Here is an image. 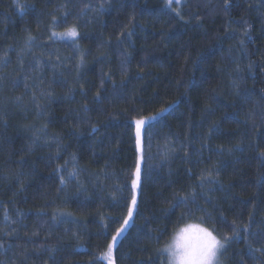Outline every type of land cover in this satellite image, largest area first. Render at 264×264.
I'll list each match as a JSON object with an SVG mask.
<instances>
[{"label":"trees","instance_id":"16d2710c","mask_svg":"<svg viewBox=\"0 0 264 264\" xmlns=\"http://www.w3.org/2000/svg\"><path fill=\"white\" fill-rule=\"evenodd\" d=\"M188 217L264 264V0H0V264H107L124 226L113 264H165Z\"/></svg>","mask_w":264,"mask_h":264},{"label":"clouds","instance_id":"9594fccd","mask_svg":"<svg viewBox=\"0 0 264 264\" xmlns=\"http://www.w3.org/2000/svg\"><path fill=\"white\" fill-rule=\"evenodd\" d=\"M223 240L202 219L176 223L159 246L165 264H218Z\"/></svg>","mask_w":264,"mask_h":264},{"label":"snow or ice","instance_id":"6c2138e0","mask_svg":"<svg viewBox=\"0 0 264 264\" xmlns=\"http://www.w3.org/2000/svg\"><path fill=\"white\" fill-rule=\"evenodd\" d=\"M169 4H171L172 0H168ZM53 35H57L56 33H53ZM61 36H68V37H75L78 35V32L72 28L69 29L67 32L60 34ZM33 38L29 37V42H31ZM161 111H165L164 109H161ZM145 124V120L144 119H139L135 121V128H136V143L137 145H141V130L143 128V125ZM143 162V155H142V148H141V156L139 158V161L136 163V165L134 166V171L132 173L133 179L131 180V191H132V195H131V207L128 208L127 211V219H125L123 221L124 225H128L129 220L132 218L133 215V211L136 209L137 207V197H136V193L137 190H142L141 187V167L140 164ZM125 229L122 227L118 232H117V236L120 235L121 232H123ZM113 240V244L116 243V237L114 236L112 238ZM225 247V243L223 242L220 250L218 253H220V251L222 249H224ZM105 257L107 259H109L110 264H112V246H109L108 252L105 254Z\"/></svg>","mask_w":264,"mask_h":264},{"label":"rangeland","instance_id":"374dc122","mask_svg":"<svg viewBox=\"0 0 264 264\" xmlns=\"http://www.w3.org/2000/svg\"><path fill=\"white\" fill-rule=\"evenodd\" d=\"M164 1H165V4H166V6H167L168 8H170V9H172L173 11H176V12H178V11L180 10V8H181V6H182V4H183V2H184V0H172L171 4H169L168 0H164ZM177 10H178V11H177ZM62 38L66 39V40H69V41H74L75 38H76V36H75V37L62 36ZM148 121H149V120H145V124H146ZM145 124H144V125H145ZM136 195H137V193H136ZM123 228L126 229V226H124ZM124 231H125V230H124ZM124 231H123V232H124ZM123 232H121L119 236H117V235L115 236V237H116V243H115V244H113V240H112V242H111V244H110V245L112 246V255H113L114 249H115V247H116V245H117L119 239L121 238ZM108 249H109V248H108ZM107 252H108V250L103 254L102 259H103L107 264H110L109 259H107V258L105 257V254H106ZM226 253H227V246H226V244H225L224 249H222V250L220 251V253H218V264H228V262H227V257H226ZM112 264H113V261H112Z\"/></svg>","mask_w":264,"mask_h":264}]
</instances>
